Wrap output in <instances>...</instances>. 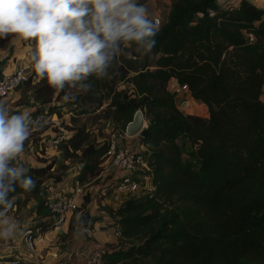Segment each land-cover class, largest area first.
<instances>
[{
  "label": "trees",
  "instance_id": "obj_1",
  "mask_svg": "<svg viewBox=\"0 0 264 264\" xmlns=\"http://www.w3.org/2000/svg\"><path fill=\"white\" fill-rule=\"evenodd\" d=\"M11 38L1 39L0 46ZM155 39L147 55L134 46L124 48L107 77H91L92 90L69 102L74 111L80 104L99 105L96 95L108 91L107 119L115 130L124 131L138 111L147 122L138 143L147 151L154 191L117 207L102 206L111 227L121 231L117 243L103 249L102 264H264V7L250 0L232 8L218 0H171ZM171 80L207 107L206 119L178 109ZM117 84L127 88L120 90ZM32 90L36 110L58 114L51 104L64 92L51 89L46 80ZM183 137L199 164L183 159L178 145ZM63 144L82 160L74 180L85 183L98 176L107 141L86 144L84 129H77ZM54 165L43 160L28 167L26 174L36 187L24 191L17 185L9 194L13 205L21 196L23 205L34 201L30 217L39 220L35 226L43 233L54 229L45 183L63 180L50 176ZM88 204L86 197L81 207ZM81 207L77 212H84ZM96 221L102 218L93 216L91 227ZM76 227L73 217L67 235Z\"/></svg>",
  "mask_w": 264,
  "mask_h": 264
},
{
  "label": "clouds",
  "instance_id": "obj_2",
  "mask_svg": "<svg viewBox=\"0 0 264 264\" xmlns=\"http://www.w3.org/2000/svg\"><path fill=\"white\" fill-rule=\"evenodd\" d=\"M158 21L137 0H0V39L32 42V69L66 100L75 90L89 92L91 77L109 75L124 48L147 55L156 46ZM34 122L28 112L10 115L0 102V208L19 185L32 191L36 181L18 162ZM18 224L0 211V239L16 236Z\"/></svg>",
  "mask_w": 264,
  "mask_h": 264
},
{
  "label": "built area",
  "instance_id": "obj_3",
  "mask_svg": "<svg viewBox=\"0 0 264 264\" xmlns=\"http://www.w3.org/2000/svg\"><path fill=\"white\" fill-rule=\"evenodd\" d=\"M228 3L226 8L238 5L237 0L236 2L235 0H229ZM210 14L212 15V13ZM153 19L158 21L160 26L162 25L159 18ZM247 37L250 41L253 40L252 35ZM33 47L32 42L24 41L21 54L14 57L11 71L2 70L0 79V99L2 101L8 99L24 86H35L39 82L40 79L32 69L31 51ZM183 105H186V103ZM25 112L30 114L35 125L27 140L32 139L37 134L38 138L41 139V144L52 150H57L65 142L68 132L62 126L57 113L49 112L46 109H34L30 112L27 110ZM127 138L134 139L128 137L125 130L117 129L110 134L107 140L109 151L104 162L110 163V166L115 170V175L105 182L102 187L97 188L95 192L86 190L89 184L74 180L77 171H72V180L68 188L54 196H47V208L52 219H54V230H59L63 225H69L73 217H75L76 223L78 222V218L82 213L77 211L88 195H91L89 197L95 202L97 200L95 194L98 193L97 197L105 196L107 191L110 190V194L106 199L116 203L120 202L119 197L126 200L130 197H143L154 191L151 183V170L146 163V149L139 143H136L135 146L125 145L123 141ZM135 138L138 142L139 137L136 136ZM21 155L18 159L19 163L22 161ZM93 226L90 225L89 229L81 230L87 241L93 237ZM76 229L78 228L76 227ZM113 236L116 239L121 236L119 227H113ZM46 241L47 234L43 233L35 224L28 225L21 230L20 242L29 253H35L37 247L44 245ZM102 255L103 248L85 244L71 252L68 258H79L82 264H102ZM0 264H19V262L17 258H14ZM31 264H40V262L37 260Z\"/></svg>",
  "mask_w": 264,
  "mask_h": 264
},
{
  "label": "rangeland",
  "instance_id": "obj_4",
  "mask_svg": "<svg viewBox=\"0 0 264 264\" xmlns=\"http://www.w3.org/2000/svg\"><path fill=\"white\" fill-rule=\"evenodd\" d=\"M222 0L220 1V5H222ZM226 2V1H225ZM257 4L264 5V0H256ZM138 4L144 5L150 14V18H159L161 20V24L166 21L168 13L170 11L171 6V0H137ZM1 40V39H0ZM23 43L24 41H16L13 38H11L7 45L1 47L0 46V54L2 55V70H6V67L8 66V62L11 60V58L14 55H20V52L23 50ZM15 60V58H14ZM32 85H26L23 88L17 90L12 96H10L8 99H6L4 102L7 105V109L10 111H14V109H19L20 112H17L18 114L23 112L24 110H28L29 112L36 109L38 104L33 98V90ZM118 89L127 88L125 85L117 84ZM80 94H82L81 91L75 90V98H77ZM97 98H99L98 101H100L99 105L96 104H87L78 105V108L76 111L71 109L70 103L72 100H66L63 98L57 99L58 101L51 106H54V110L58 112L59 120L64 127L66 131L71 130H77V129H84V135L86 137V144H92V145H98L102 144L103 142H106L110 136V134L115 130V125L111 123L110 120L107 119V113H108V91H102L99 92L97 95ZM74 98V99H75ZM96 98V97H95ZM262 101H264V93L262 95ZM60 105V107H58ZM9 107V108H8ZM13 109H11V108ZM178 109L186 116H195L198 118L206 119L208 117V111L207 107L203 104H186L181 105L177 104ZM32 109V110H31ZM192 123L194 120H192ZM147 125V122L145 123V127ZM45 129V128H43ZM68 132V134H69ZM48 134V133H47ZM134 139L127 138L123 141L125 145L132 146L129 144L130 142H134L136 140L135 137H132ZM178 145L182 152V157L184 160L192 161L195 164H199V160L196 157V154L192 148H190L187 140L185 137L178 140ZM21 158L28 162L26 165L27 167L33 166H39L41 164V161L50 162L53 161L55 163L54 169L51 172L52 178H63L65 179V184L61 186V188H67L70 184V181L72 178V171H78L79 167L81 166V158L79 153H73L66 148V145L61 144L57 150H52L48 147H43L41 142L38 141V136L35 134L32 139L27 140L25 142L24 151L21 155ZM22 160V161H23ZM23 167L25 168V165L22 163ZM23 161V162H24ZM66 173H68L67 176ZM102 179L96 178V179H90L88 183L89 186L86 188V190L90 192H95L97 188L102 187L105 182L101 181ZM46 187L45 189L48 190V188L55 187L53 185L52 179H49L46 181ZM50 191V190H49ZM91 195H88V208L91 212H98L103 207L97 203V200L93 201ZM96 199H99L96 198ZM20 202L16 203V205H12L10 209L5 210L6 216L17 223L19 218L23 217L26 219V216H24L26 213L32 211V206L34 202L29 201L26 205H23L24 197H19ZM108 200V199H107ZM120 202L114 203L119 204ZM117 207V205L115 206ZM85 207H81V210H84V212L87 210ZM92 214V213H91ZM101 217L100 215H93ZM108 216V215H104ZM109 217V216H108ZM102 218V217H101ZM102 221H96V223H99L100 225H104V227L100 228V231L103 229L108 228L107 224H104ZM32 222L29 221L27 225L31 224ZM68 226V225H67ZM68 228V227H67ZM22 228L19 227V231H21ZM60 232V231H57ZM75 232V231H74ZM73 232V233H74ZM76 232L83 234L80 229H78ZM69 234L66 237H56L57 243L59 247V252H62L63 249L67 246L68 240L71 239V235ZM94 237V235H93ZM90 238L89 240L93 239ZM50 247H46L43 250V255H45V251L49 250ZM20 264H22L21 261Z\"/></svg>",
  "mask_w": 264,
  "mask_h": 264
},
{
  "label": "crops",
  "instance_id": "obj_5",
  "mask_svg": "<svg viewBox=\"0 0 264 264\" xmlns=\"http://www.w3.org/2000/svg\"><path fill=\"white\" fill-rule=\"evenodd\" d=\"M221 0H218V2L220 3ZM222 5L226 8L228 1L227 0L225 2V0H222ZM252 1L257 7H264V5H259L257 4V2H255L256 0H250ZM236 2V0H235ZM237 2L239 3L240 0ZM234 4V2H233ZM1 52V51H0ZM21 54V52H20ZM1 54H0V61H2L3 58H1ZM16 55H14L11 60L8 62V66L6 67V71L10 72L11 71V67L14 61V57ZM169 88L173 91L176 92V97H175V104L177 106V104H181L183 105L184 103L186 104H197L190 95V92L188 91V89L186 87H180L176 84V82L174 80H171L169 83ZM9 108V107H8ZM11 108V107H10ZM13 109V108H11ZM32 110V109H31ZM12 111V110H11ZM14 111L20 112L19 109H14ZM27 110H24L23 112H25ZM21 112V113H23ZM20 114V113H19ZM136 143L138 144L137 140H135L134 142H130L129 144H131L132 146H135ZM21 160H23L21 158ZM24 161V160H23ZM22 163L25 165V169H27L28 167L26 166L28 164V162L24 161ZM33 167V166H30ZM68 173H66L65 176H67ZM115 175V170H113V168L110 166V163L104 162L103 164H101V171L98 174V176H96L99 179H102V182H107L109 181L110 178H112ZM72 180V178H70ZM71 182V181H70ZM65 184V179L63 177V180L60 184L55 185V187H52L51 189L46 191L47 196H54L56 194H59L63 191H65L67 188H61V186H63ZM67 185V184H65ZM98 194V193H97ZM97 194L96 198H97ZM120 198V203L121 204L123 201H125V198L123 197H119ZM34 202V201H32ZM95 203V202H94ZM96 204V203H95ZM119 204H116L117 206ZM101 206H112L115 207L116 205L110 201V199H104L103 201H101ZM91 211V210H90ZM92 216L93 215H100L104 222V224H107V226H109L106 229H103L100 231L101 227H104V225H100L99 223H95L93 226V239L87 241L84 238V234H80L78 232H76L78 229L75 230V232L73 233V235H71V239L68 240L67 242V246L63 249L62 252H59V247L58 245H56L57 240L56 237H66L67 236V225H63L59 230H49L46 234H47V241L44 243V245L38 246L37 250L35 253H29L28 251L25 250V248L22 246L21 242H20V236H21V231H19V227L24 228L27 227V223L29 221H31V224H37L39 222V220H35L34 218L30 217V212L24 215L26 216V219H24L23 217L19 218V220L17 221L18 224V229H17V234L15 237L4 240V239H0V263L5 262L8 258H17L18 261H21L22 264H31L34 263L35 261H39L40 264H82V261L79 258H68V256L70 255L71 252H73L76 248L88 244L92 247H101L103 249L108 248V246L114 245L117 243L116 238L113 236V227H111L112 224V219L108 216H104L107 215L104 211L99 210L98 212H91ZM29 224V225H31ZM60 231V232H57ZM83 233V232H82ZM49 248V250L45 251V255H43V250L45 248Z\"/></svg>",
  "mask_w": 264,
  "mask_h": 264
},
{
  "label": "water",
  "instance_id": "obj_6",
  "mask_svg": "<svg viewBox=\"0 0 264 264\" xmlns=\"http://www.w3.org/2000/svg\"><path fill=\"white\" fill-rule=\"evenodd\" d=\"M145 117L144 115L138 111L135 113L132 121L126 126V134L128 137H139L140 139H143L146 135V128L145 127ZM81 167V166H80ZM79 167V168H80ZM93 216L91 215L90 209H87L84 213H82L77 222V228L80 230H87L89 229L91 225V218Z\"/></svg>",
  "mask_w": 264,
  "mask_h": 264
}]
</instances>
